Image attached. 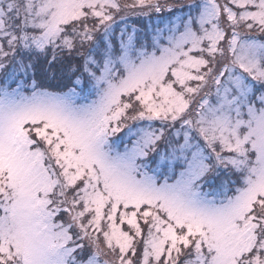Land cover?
Returning <instances> with one entry per match:
<instances>
[{"label":"snow or ice","instance_id":"obj_1","mask_svg":"<svg viewBox=\"0 0 264 264\" xmlns=\"http://www.w3.org/2000/svg\"><path fill=\"white\" fill-rule=\"evenodd\" d=\"M0 264H264V0H0Z\"/></svg>","mask_w":264,"mask_h":264},{"label":"rangeland","instance_id":"obj_2","mask_svg":"<svg viewBox=\"0 0 264 264\" xmlns=\"http://www.w3.org/2000/svg\"><path fill=\"white\" fill-rule=\"evenodd\" d=\"M179 2H186V0H177V3Z\"/></svg>","mask_w":264,"mask_h":264}]
</instances>
